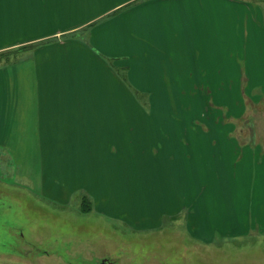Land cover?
<instances>
[{
	"label": "crops",
	"instance_id": "0c3cea01",
	"mask_svg": "<svg viewBox=\"0 0 264 264\" xmlns=\"http://www.w3.org/2000/svg\"><path fill=\"white\" fill-rule=\"evenodd\" d=\"M191 1L0 0V52L29 46L24 59L0 65V154H10L12 159L8 162L4 158L2 169H25V173L15 172L16 182L24 178L45 198L63 204L81 192L92 200L93 209L88 212L100 210L113 217V206L104 203L109 192L108 196L103 194L91 178L98 168H124L128 164L129 87L111 68H125L127 74L140 68H226V42H234L229 55L232 68H264V23L258 5L241 0H196L199 5L217 6L224 12L229 9L233 14L231 28L224 25L221 15L216 25L226 28L225 33L211 37L195 33L193 23L184 19L181 9ZM202 15L197 26L207 23ZM86 26L90 27L85 36L73 34ZM49 39L53 40L35 45ZM131 82L137 86L135 78ZM141 117L145 125L146 119ZM161 131V142H166L164 154L170 153L165 160L172 162L177 152H184L186 169L194 161L207 162L204 146L199 151L203 155H195L199 147L187 140L185 146L179 144L175 130ZM249 149L244 158L252 175L222 180L233 186L235 197L252 192L246 210L233 217L222 208L223 217L218 219L219 210L213 213L208 201L198 200L201 216L195 207L188 209L184 222L192 237L203 238L210 228L218 232L226 229L234 236H245L252 230L264 234V207L258 206L264 201V144ZM237 160L233 158L234 163ZM185 177L187 184H192L189 171ZM200 188L191 189L188 195L204 197V188ZM211 194L219 207L225 195L218 188ZM252 202L257 209L250 207ZM101 203L106 209L98 207ZM177 213L152 216L154 226L148 227L145 216L127 219L137 233L152 227L154 233L162 234L174 226H157L159 218ZM212 219L214 224L225 223L227 227L210 226ZM208 242L201 243L209 246ZM125 252L111 249L98 258L103 259L101 264H113L114 258L118 264L122 260L131 263L125 259L129 251ZM145 255L144 264H169L156 262L160 256L157 251Z\"/></svg>",
	"mask_w": 264,
	"mask_h": 264
},
{
	"label": "rangeland",
	"instance_id": "374dc122",
	"mask_svg": "<svg viewBox=\"0 0 264 264\" xmlns=\"http://www.w3.org/2000/svg\"><path fill=\"white\" fill-rule=\"evenodd\" d=\"M241 1L258 5L262 13L264 0ZM200 3L194 0L181 9L184 19L193 23L195 33L200 31L211 37L225 33L226 28L216 25L221 15L224 25L231 28L234 18L229 9L224 12L217 6L209 8ZM203 13L207 23L197 26L196 20L203 18ZM89 27L73 34L83 37ZM232 46L234 42H226L223 47L227 52L226 68H140L130 74L125 68H111L129 87L128 164L124 168H98L91 178L94 187L107 196L109 192L104 203L113 206V217L100 210L88 212L93 209L92 200L81 192L63 204L45 198L24 178L16 182L13 175L18 169L1 167L5 159L12 162L10 154H0V264H101L103 259L98 257L111 249L115 253L129 251L125 259L131 263L122 260V264H144L145 254L153 251L160 254L156 262L165 260L169 264H264L262 232L252 230L245 236H234L226 229L218 232L210 228L208 235L194 238L184 224L188 209L195 207L201 216L198 200L208 201L213 213L219 210L217 218L221 219L224 210L233 217L246 210L247 199L252 198V192L247 197L244 193L243 197H235L233 186L222 180L229 176L250 177L252 169L244 157L249 155V147L264 144V72L259 71L264 68H232ZM28 48L0 52V65L24 59ZM133 78L135 85L142 88L133 85ZM244 108L245 113L241 114ZM141 115L146 119L145 125ZM162 129L175 130L181 145L185 146L187 140L199 147L195 155L202 156L199 151L204 146L207 162L194 161L186 169L184 152H177V159L172 162L165 160L170 153L164 154ZM234 157H238L236 163ZM18 171L25 173V169ZM187 171L189 181L199 184H187ZM201 186L204 197L188 195L191 189ZM217 188L225 195L219 207L211 194ZM254 203L249 206L264 207V201L258 206ZM98 207L106 209V204ZM167 211H178V216L159 218L157 226H174L162 234L154 233L152 227L137 233L127 219L145 216L147 227L154 226L153 217ZM223 225L227 227L225 223L214 224L212 219L210 226ZM113 226L119 231L115 232ZM203 239L209 241V246L201 243ZM114 261L117 263L118 258Z\"/></svg>",
	"mask_w": 264,
	"mask_h": 264
},
{
	"label": "trees",
	"instance_id": "16d2710c",
	"mask_svg": "<svg viewBox=\"0 0 264 264\" xmlns=\"http://www.w3.org/2000/svg\"><path fill=\"white\" fill-rule=\"evenodd\" d=\"M261 1V0H260ZM262 2V1H261ZM261 9H262V16H263V23H264V6L263 7H261Z\"/></svg>",
	"mask_w": 264,
	"mask_h": 264
}]
</instances>
